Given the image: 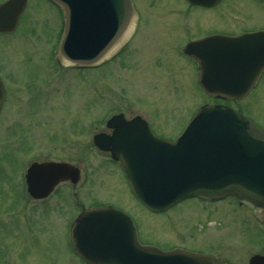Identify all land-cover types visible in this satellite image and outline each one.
I'll use <instances>...</instances> for the list:
<instances>
[{"label":"rangeland","instance_id":"1","mask_svg":"<svg viewBox=\"0 0 264 264\" xmlns=\"http://www.w3.org/2000/svg\"><path fill=\"white\" fill-rule=\"evenodd\" d=\"M135 2L142 10L151 9L153 19L144 14L137 24L132 21L118 48L92 67L58 58L62 11L49 0H30L19 30L0 35V74L11 91L0 114V264H82L61 235L65 204L55 197L45 204L24 197L25 168L41 159L79 167L76 213L78 205L110 204L133 219L144 244L205 249L224 241L228 252L229 239L241 231L231 208L225 220L211 218L212 207L225 201L207 204L191 198L165 212L148 211L131 192L120 164L98 150L92 136L108 132L106 119L123 113L145 118L157 136L175 138L199 105L215 102L198 86L194 64L174 46L178 37L196 29L250 28L260 24L264 11L251 0H224L201 13H185L180 0ZM228 104L242 108L264 129V75L255 90ZM244 232L242 239L255 236L253 230Z\"/></svg>","mask_w":264,"mask_h":264},{"label":"water","instance_id":"2","mask_svg":"<svg viewBox=\"0 0 264 264\" xmlns=\"http://www.w3.org/2000/svg\"><path fill=\"white\" fill-rule=\"evenodd\" d=\"M63 10L60 55L76 65L96 63L129 23V0H53ZM212 5L218 0H189ZM24 0L0 5V31L14 28ZM198 83L217 98L240 99L264 68V31L211 35L190 42ZM3 87L0 81V103ZM111 134L93 136L95 145L119 160L135 197L149 210L163 211L191 196L235 195L264 209V131L224 104H203L173 141L152 134L140 116L110 117ZM34 197L63 180L76 183L79 170L65 162L32 163L25 175ZM70 242L89 264H218L181 248L161 250L138 241L132 219L110 205L84 209L74 220Z\"/></svg>","mask_w":264,"mask_h":264},{"label":"flooded vegetation","instance_id":"3","mask_svg":"<svg viewBox=\"0 0 264 264\" xmlns=\"http://www.w3.org/2000/svg\"><path fill=\"white\" fill-rule=\"evenodd\" d=\"M4 1H6V0H0V4ZM180 1L182 2V5H183L182 9L186 13V12H191V11H195V10L198 12L214 10L224 0H219L218 2H216L212 5L193 4L189 0H180ZM251 1L253 2V4H256L261 9V11H264V0H251ZM29 3H30V0H26L25 7L23 8V10H21V12H19V14L17 16V20H16V24H15L14 28L10 31H5V32L0 31V35H9L15 31L19 30V27H21L20 26L21 17L26 12ZM130 3H131V8H130L131 20L136 21V24L141 20L142 15H144V14H147L149 16L152 15L150 13L151 9L142 10L141 8H139L137 6L135 0H130ZM197 16H198V14H197ZM149 19H153L152 16L149 17ZM198 19H199V17L197 18V20ZM261 19H262V17H261ZM261 19H260V24H258V25L254 24L250 28H244L243 30H240V31L238 30L235 32L234 31H220V30L202 31L201 29H196V32L190 33L189 35H186L183 38L178 37L179 42H175L174 46L177 48H180V55L181 56L188 59L189 61H191L194 64L195 69L197 71V75H199V71L197 68V63H198L197 60L195 59L194 56L186 53L184 50V48L187 44H189L192 41L202 39V38L209 36V35H212V34L237 35V34H240L243 32H254V31L264 30V15H263L262 21H261ZM199 21H203V20H199ZM133 31H134V29H133ZM133 31H132L131 35L129 36V40L131 39V37L133 35ZM128 33H129V31H128ZM128 33L126 34L125 37H127ZM191 35H193V36H191ZM123 40H121V42ZM120 43L116 46L115 49L118 48ZM113 51H111L110 53H112ZM87 67H89V66H85V68H87ZM259 75L260 76H259L255 86L249 91L248 94H250L252 90H255L259 86V83L261 82L262 77L264 75V68L261 70ZM0 80H1L2 85H3V97H2V100L0 103V114H1L5 104L10 100L9 94L11 93V91H10L9 83L5 82V80L1 74H0ZM242 99H240V100H242ZM240 100H228V102L233 103V102H238ZM233 108L238 110L239 112H241L243 114L242 108H239V107L238 108L233 107ZM254 123L257 124L258 126H260L258 123H256V122H254ZM50 160H52V159H41V160H34V161L42 162V161H50ZM54 161H59V160H54ZM32 162L33 161H31L27 164L25 171H26L27 167ZM24 176H25V173H24ZM63 185H66L68 187L67 191L65 189L61 190ZM23 192H24V197H25L26 201L31 200L33 202L45 204L46 201H47L46 203H48L49 202L48 200H50L52 197H55L56 201H58L59 203L63 202L65 204V208H64V215H65L64 218L65 219H63V222H62L63 225H62L61 235H64V237L66 238V245L68 246L70 252L73 254L72 256L74 258L78 259V261H79L80 260L79 257L74 253V251L72 250L70 243H69L70 226H71L73 220L75 219V217L77 215L76 204H75L76 200H75L74 184H72L68 181H63V182L56 184L53 187V189L48 194H46L45 196L34 197L33 195H31L28 192L27 184L25 183V178H24ZM67 194L71 196V199L69 198V196L67 197ZM200 199L201 200H198V201L207 202V204L208 203L214 204L217 202H222V201L224 202L225 201L226 204L219 205V206L216 205L217 207L216 206L212 207V209H211L212 211L210 210L211 215H212L211 218L214 220H219V221L221 219L225 220V218H227L225 216V211L227 210V208H231L234 211V213L236 214V217L238 219V223L240 224L239 228L241 231L234 232L233 241H231V239H229V244L232 245V248L230 249L228 247V249H230L228 252H226L227 248H225V242L224 241L217 242V244H214L216 241L214 243L212 242L213 244L212 243L208 244L209 246H207L205 249H196V248H187V249L192 250V251H196V252L201 253L203 255L212 256L219 264H264V210L253 205V204H251V203H249V202L239 200V199L232 197V196L231 197H225L221 200H210L207 198H200ZM79 207H80L79 212L83 208H85L83 205H79ZM214 211H215V213H214ZM220 215H222L223 217ZM230 223H231V220L229 219V224ZM59 224H60V222H58V225ZM246 230H249V231L253 230L254 231L253 235H255L254 238L249 239V237H248L246 239H242L241 235L245 234L246 232H244V231H246ZM232 234H233V232H229L228 237L230 238V235H232ZM51 235H56V234L51 233ZM57 236H60V234ZM231 250L233 252H230ZM82 264H86V263L82 262Z\"/></svg>","mask_w":264,"mask_h":264},{"label":"bare ground","instance_id":"4","mask_svg":"<svg viewBox=\"0 0 264 264\" xmlns=\"http://www.w3.org/2000/svg\"><path fill=\"white\" fill-rule=\"evenodd\" d=\"M126 34H127V33H126ZM126 34H125V35H126ZM115 48H116V45L111 49V51H113ZM111 51H110V52H111Z\"/></svg>","mask_w":264,"mask_h":264}]
</instances>
